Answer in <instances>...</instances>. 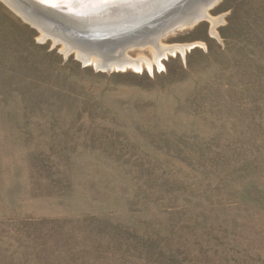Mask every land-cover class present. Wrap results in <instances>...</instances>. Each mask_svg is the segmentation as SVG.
Returning <instances> with one entry per match:
<instances>
[{
    "label": "rangeland",
    "instance_id": "374dc122",
    "mask_svg": "<svg viewBox=\"0 0 264 264\" xmlns=\"http://www.w3.org/2000/svg\"><path fill=\"white\" fill-rule=\"evenodd\" d=\"M210 14L102 69L0 0V264H264V0Z\"/></svg>",
    "mask_w": 264,
    "mask_h": 264
},
{
    "label": "bare ground",
    "instance_id": "6f19581e",
    "mask_svg": "<svg viewBox=\"0 0 264 264\" xmlns=\"http://www.w3.org/2000/svg\"><path fill=\"white\" fill-rule=\"evenodd\" d=\"M28 1L31 2L32 7L36 8L37 11L41 12L44 17L47 15L52 19L53 22L55 21L65 26L63 23V18H64L63 14L60 15L53 14L54 16L49 15V13H47L46 11L43 12L41 8L36 7L37 4H45L51 7L49 4L43 3L42 0H28ZM218 1L219 0H175L173 1V3H170L168 5H166L167 4L166 3L165 6L162 4V0H109V2L107 3L100 2V0H92V3L90 5H84L79 7L67 6L65 7V9H67V11L65 10V12H69L70 10V11H75L76 13L78 12L87 13V15L94 17L90 19H96L95 20L96 23L99 22L97 23L98 27L96 28L74 26V28L76 29L74 30L78 32L77 34L82 33V35L84 34L83 36H85L86 38L93 36L91 31H94L96 33L110 32L113 34L114 33L122 34V32L123 33L127 32V31L124 32V30L138 23V22L133 23L127 27V23L125 22L128 20H124V17L130 14L138 13V15H142V13L145 10L146 11L151 10L152 11L151 14L147 15V18L148 17L150 18L152 17V15H157L161 13L162 14V15L160 14L161 16L157 15L152 20L146 18L147 19L146 21L148 20L149 21L148 22L144 21V22H146L147 24L151 23V29L146 32H143L141 35H133V36L129 35L133 38L131 39L129 38L130 40L127 41L129 44L128 46H125L131 49H134L136 47L139 49L138 52H141V49L147 47L151 51L155 63H157L158 66H161V58L163 56H167L168 53L175 54L176 52L184 54L186 48L195 45L194 43L193 45L176 44L173 46H165L161 42L162 39L167 37L166 33H168L170 30L172 31L173 28L176 26H181L180 27L181 29L187 26L191 27L199 20H202L203 17L205 16L210 17L211 15L210 10ZM2 2L5 3L9 8H11L23 20L30 23L32 26L38 28L42 33V37L54 34L53 29H51L52 27L50 28V25L46 24V22L42 20L41 16H39L37 13L32 11L31 8L27 7L21 0H2ZM163 2H167V0H163ZM192 2L193 4L189 6V4ZM61 4L64 5L63 3ZM57 9L63 10L61 8H57ZM104 12H106L105 14L107 18L103 17L105 15V14L103 15ZM165 19L166 21L164 22ZM210 20H211L212 33H214V35L215 34L217 35V33H215V23L217 22V19L210 17ZM63 29L68 30L66 29V26ZM55 31L59 32L58 30ZM68 31L70 32V30ZM68 31L67 32L64 31V32L67 35L71 34ZM59 35L56 36L54 34L53 36L55 37V39L59 37L60 41H62L64 47L61 49V51L65 55H67L70 51H73L76 57L79 60H82L84 64L91 63L94 64L97 68H102V69L115 67L116 69L122 68L123 70L124 68H128V67L134 69H141L144 66V65L142 66V64L144 63L149 70L152 69V61H149L147 58H143L140 61V60L131 59L128 56L124 55L125 49L122 50V48L124 47L122 45L121 48L117 49L116 55L110 56L106 54V51L101 53L95 50L88 49L87 47L79 44L78 41L80 40L74 41L75 39H77L74 38V36L71 39L62 33ZM98 43L102 47L103 43L100 42Z\"/></svg>",
    "mask_w": 264,
    "mask_h": 264
},
{
    "label": "water",
    "instance_id": "95a60500",
    "mask_svg": "<svg viewBox=\"0 0 264 264\" xmlns=\"http://www.w3.org/2000/svg\"><path fill=\"white\" fill-rule=\"evenodd\" d=\"M173 1H175V0H167V2H163V0H162V4L165 5L167 3L166 5H168L170 3H173ZM22 2H24V1H22ZM193 2L190 3L189 6H191L193 4ZM24 4H26V3L24 2ZM36 7L41 8L43 10V12L46 11L47 13H49V15H53V14H59L60 15V14H63V16H64L63 23L66 26V29L70 30L69 33H71V34H69V35L71 37L69 35H67L63 31V29L60 28V27H58V31H59V33H62L64 35H66L67 37L71 38V39H72V37L74 36V33H75L74 26L75 27L82 26V27H90V28L98 27L97 23H99V22L96 23V21H95L96 19H90V18H94V17H91V16L87 15V13H80V12L76 13L75 11H70V10H69L70 13L69 12H65V10L67 11V9H65L66 6H64L62 4H60V6H58L57 8H61L63 10L57 9L56 7H49L48 5H45V4H37ZM151 12H152L151 10H147V11L145 10L142 13V15H138V13H136V14H130V15L124 17V20H128V21L125 22V23H127V27L130 26L133 23H136V22H138L139 24L136 23L133 26H130V28L124 30V32L125 31H127V32H125V33L122 32L123 34H115V33L113 34V33H110V32L109 33H102V32L96 33L94 31H91L93 36L90 39H93L94 41L92 40V42L87 43L90 40L89 41H85V42L83 40H81V42L80 41H78V42H79V44L87 47L88 49L95 50L97 52H101V53H103L105 51L106 52H111V50L113 51V49H111V48H113L112 45L114 43H116V42L119 43L120 41H122L124 39L127 40L128 37L130 38L133 35H141L143 32H146V31L150 30L151 29V23L147 24L146 22H148L149 20L148 21H146V20L147 19L152 20L157 15H159V16L162 15L160 13L161 15L160 14L152 15V17H150V18L148 17L147 18V15L151 14ZM105 13L106 12H104L103 15ZM103 17L107 18L106 14ZM144 21H146V22H144ZM137 27H139V28H137ZM92 30H94V29H92ZM129 35H131V36H129ZM125 36H128V37L122 39ZM77 40H79V39H75L74 41H77ZM101 41L104 42L105 44L108 42V45H110V46L108 48H106V46L104 45L105 48H102V47L100 48L98 42H101Z\"/></svg>",
    "mask_w": 264,
    "mask_h": 264
},
{
    "label": "snow or ice",
    "instance_id": "6c2138e0",
    "mask_svg": "<svg viewBox=\"0 0 264 264\" xmlns=\"http://www.w3.org/2000/svg\"><path fill=\"white\" fill-rule=\"evenodd\" d=\"M43 3L49 4L51 7H58L63 3L66 7H79L84 5H90L92 0H42ZM100 2L107 3L109 0H100Z\"/></svg>",
    "mask_w": 264,
    "mask_h": 264
}]
</instances>
